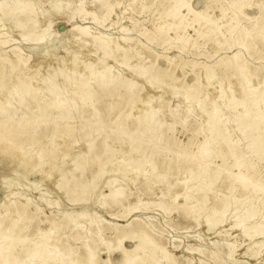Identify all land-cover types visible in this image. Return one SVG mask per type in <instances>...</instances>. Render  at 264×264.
I'll return each instance as SVG.
<instances>
[{
  "label": "rangeland",
  "instance_id": "obj_1",
  "mask_svg": "<svg viewBox=\"0 0 264 264\" xmlns=\"http://www.w3.org/2000/svg\"><path fill=\"white\" fill-rule=\"evenodd\" d=\"M5 2L0 0V32L7 38L0 45L1 96L8 94L2 85L10 72L17 77L27 70L26 85L54 69L69 76L67 52L77 56V77L86 81L95 71L93 95L100 94V79L124 85L115 89L118 95L102 92L88 102L73 94L82 90L79 84L70 92L60 87L64 105L74 101L78 108L57 120L55 138L39 136L60 150L27 176L19 164L29 147L21 136L28 124L22 98L0 102V203L8 196L12 206L24 200L38 211L27 224L28 244L52 229V242L59 239L80 255L91 251L87 257L100 264H134L137 255L123 251L132 249L135 235L146 234L158 249L143 264H264V129L257 131L261 108L251 95L264 91V0H81L77 6L85 11L68 21L54 18L43 41L22 39L16 12ZM255 130L257 154L251 155L244 136ZM148 141L129 154L135 143ZM106 146L113 155L101 169L97 156ZM63 153L50 171L51 159ZM79 155L83 161L94 157L87 169L75 167ZM116 167L123 172L114 174ZM217 172L214 184L202 177ZM62 182L69 191L59 187ZM83 188L85 200L78 201ZM111 190L119 196L111 198ZM174 190L176 201L168 196ZM9 215L18 220L13 211Z\"/></svg>",
  "mask_w": 264,
  "mask_h": 264
},
{
  "label": "bare ground",
  "instance_id": "obj_2",
  "mask_svg": "<svg viewBox=\"0 0 264 264\" xmlns=\"http://www.w3.org/2000/svg\"><path fill=\"white\" fill-rule=\"evenodd\" d=\"M80 2H81V0H6L3 7L5 9L11 7L16 12L15 17L19 19L18 25H20V27L22 28V31H23L22 39L24 41H28L30 39L43 41V40H45V37H46V31L49 29V25L54 18L55 19L66 18L68 21L72 17H74L76 14L81 15L85 11L82 7L77 6ZM6 17H10V12H7ZM1 21H3V20L0 19V22ZM41 23H44V25H46V27L42 28L40 26ZM31 35H33V36L30 37ZM101 37L103 38L104 35H101ZM5 44H7V38L3 35V33L0 32V45L2 46ZM125 52L128 55L131 54L130 49L125 50ZM67 54H69V55H67V57H69V58L64 59L65 60L64 66H65V68H67L68 72H70L69 76L61 78L62 73H64L63 70L62 69H54V71L51 72L50 76L42 78V77H40V75H38V76H36L35 79L32 80V82H30L31 84L26 85L27 80L25 77L27 76V72H25V71H27V70H25L23 74H21L20 76H17V77H11V72H10L8 75L9 79H8L7 83L5 85H2V86H4L3 90H6L8 92V94L3 95V96L0 95V102L10 104V103H12L11 98H13V100H17V101H18V99L22 98L21 100H19V103L24 105V111H25L26 117L28 119L27 120L28 124L25 126V128L23 129V132L21 133V136L25 138L24 141H26V143L29 146L28 149L23 154H21V157L19 159V164L22 166V171H21L22 176H27L31 171L33 172L37 167H39L41 164H43L46 157H49L51 154H55V152H58L60 150L57 148H52L48 144L44 145V143H42V141H40V139H38V138L40 135L47 137L49 141L51 139L55 138L58 135L57 131L59 128V126L57 124V120L65 119L67 117V115L70 114L71 111L77 110V108H78V106L76 105V102H74V101H68V102H70V104L73 103L71 106L64 105V102L67 101V99L63 98L64 96L62 95V93H60V87H62L64 89L66 88L68 90V92H70L72 87L75 88L76 83L79 84V87L82 88V90L80 92L76 91V93L73 92V94L75 96H77L78 100L81 101L83 99H86L88 102L91 98H94V100L98 101L99 98L102 97V94H101L102 92H104V93L106 92L111 96L118 95L119 93L115 89L117 88V86H119V87L124 86L123 84H118L117 86H114L113 85L114 82L109 78L108 79L107 78L100 79L97 82V84H98L97 85V89H98L97 91H99L100 94H97V95L94 94L93 95V93H95V92L92 91L93 86H91L90 83L92 82L91 79L92 78L94 79L95 71L92 70V72H93V74L91 73L92 78H90L86 81H84L82 75H80V74H79V77H77L76 76V66L78 64L77 56L75 54L71 55L69 52H67ZM139 70H140V68H139ZM83 71L84 70H82V72ZM104 72H105V70H104ZM111 72H112V69H111ZM0 73H1V63H0ZM96 73L98 75V71H96ZM100 74H102V73H100ZM115 76H116V74H115ZM59 77L62 79L60 83L58 82V81H60ZM113 77H114V74H113ZM202 77L205 81H207L210 77L209 72L207 70H204V72L202 73ZM102 78H103V76H102ZM244 80L246 82V79H244ZM251 80H253V79H251ZM148 84L151 87L153 86L152 82H150V81ZM258 85L259 84H257V86ZM154 87L155 86H153V88ZM246 87H245V89H246ZM256 89H253V92L251 95L256 96L255 99L252 101L255 103V106L260 105V108H261V109H259L260 110V113H259L260 122L256 126L257 131H259V130L264 129V91H262L260 94H258ZM0 90H2V89L0 88ZM246 91H247V89H246ZM250 92H251V87H250ZM68 95L70 97H72L71 94L68 93ZM23 96H25V97H23ZM30 96H32L31 98H33V99H30ZM221 97L222 96L219 95L218 99H220ZM250 98H251V96H250ZM150 101H151L150 99H147L146 102L143 103V105L144 106L149 105ZM185 101H187V100H185ZM249 102H251V101H249ZM214 103H215V101H214ZM236 106H237V104H236ZM255 106H254V108H255ZM239 107L243 108L242 105H240ZM177 108H179V107H177ZM229 108H231L232 111L235 110V108L232 106ZM242 108H240V109L243 111L244 108L243 109ZM82 109H83V107L79 108L78 112L79 111L83 112L84 110H82ZM235 112H236V110H235ZM54 114H57V116H53ZM237 114L238 113H236V115ZM64 116H65V118H64ZM244 118H243L244 120L239 119V120H241V122H240L241 126H240L239 130L242 133L243 132L246 133L245 132L246 129L243 128L242 125L244 124L245 121H247L249 119V117L245 116ZM254 120H255V118H254ZM235 121H237V119H235ZM226 122H227V120H226ZM161 126H162V124H161ZM246 126H248V125H246ZM236 129H237V127H236ZM149 130L151 131V135L154 134L153 136H155V134L157 133V131H156L157 128H155V127H152ZM225 130H227V129H225ZM95 131L100 133L101 129H96ZM221 131L222 130H220L219 135L224 134ZM257 131L255 130L254 132L250 133L249 135L244 134L245 135L244 138L248 141L249 151L252 153L251 155L257 154V150H256L255 146L253 147L255 141H257L259 138V133ZM1 139H2V136H0V140ZM15 139L17 140V138H15ZM149 140H151V139H149ZM139 141H141V139H139ZM94 142H95L94 140H91L89 144L94 143ZM148 143H150V141H148L147 143L146 142H140L139 144L135 143L137 145H135V144L133 145V148L130 150L129 154L130 155L137 154L139 151L145 149L147 147ZM237 143H239V142H237ZM262 144H263V142H262ZM63 146H65V147H63L65 149L68 148V145L63 144ZM111 155H113V154L108 149L107 146L104 147L102 152H100L98 154L97 158H98L99 165H100L101 169H103L104 166L109 163ZM65 157H66V154L63 153L59 158H56V157L52 158L50 161V171H54L52 169L55 167L56 163L58 161H60L61 159H64ZM93 158L94 157H92V159L90 158L89 160L86 159L85 161H83V157L81 155H79V156L75 157V159L73 160V163L75 162L76 168H78V166L80 168L86 167V165H88L93 160ZM111 163H113V162H111ZM47 164L48 163H46V166H47ZM86 169H87V167H86ZM123 170H124L123 167H116L114 174H115V172H121L122 173ZM107 172H109V171H107ZM51 173H53V172H51ZM125 173H127V172H125ZM48 174H50V173H48ZM123 175L124 174H122V176ZM132 175H133V173H132ZM220 176H221V174L217 172L215 174L205 173V174H203L202 177L204 179H207L209 181V183L211 182L212 184H214L216 181H218V178ZM132 179H134V178H132ZM158 181L159 180H157V183H158ZM94 184H93V187H94ZM179 186H180V184L177 183L175 185V188H178ZM59 187L65 188L67 191H69V187L67 185V182L64 185L62 182V186H59ZM4 189L10 190V185L7 184ZM118 192L119 191H116V190L112 191L111 190L109 196L111 198H114L118 195ZM178 195L179 194H178L177 190L170 191V193L168 194L169 198L171 200L175 199V201H176V198L178 197ZM84 200H85V193H84V188H83L82 195L78 199V201H84ZM185 200L187 201L188 199L185 198ZM106 202H107V200H106ZM204 204H205V201H204ZM10 210L18 215V220H16V219L13 220L10 217V215H9ZM199 210H201V209H199ZM38 214H39L38 211L36 209H34L33 207L30 208L29 205L24 200L19 201L12 206L11 204H9L8 196H6L3 199V201L0 203V264H100L99 260H94L93 258H89V256L92 254L91 251L87 252V254H89V256L87 257L86 253L84 255H80L77 253V250L65 248L64 244L59 239H58V241L56 240V241L52 242L51 241L52 237H53V232H52L53 230L52 229L49 232L42 234L40 237H37L35 240L33 239L34 241L32 244H28V241L25 238V233L27 231V224L29 221H34L38 217ZM211 214H213V213H211ZM255 217L257 218V216H255ZM233 221H235V220H233ZM47 222L53 223V219L48 218ZM209 225H210V223H209ZM236 225H237V223H236ZM239 225H241V223H239ZM259 230H260V228H259ZM243 232H245V231H243ZM257 234H259L258 230L255 231L252 235L255 237V235H257ZM135 237L138 239L137 242L132 246V249L130 251H123V254L125 257H127V256L130 257L131 255L136 254L137 256L135 259L137 262L135 261L136 263H134V264H143L142 262L147 259V256H149L151 254L153 255L157 252L158 246L156 245V241L154 240V238L152 236H149L146 234H139V235H135ZM76 241L80 242L81 237H77ZM120 243H121V240L119 241V244ZM231 245L232 244H230V248H231ZM263 246H264V244H263ZM170 248H172V247H170ZM234 248H235V246H234ZM160 250H162V249H160ZM146 252H149L148 255L145 254ZM226 254L228 256H231L230 251ZM165 257H166L167 261L170 258L168 256H165ZM187 261H189V259ZM123 264H126L125 260H123ZM148 264H149V262H148ZM187 264H188V262H187Z\"/></svg>",
  "mask_w": 264,
  "mask_h": 264
},
{
  "label": "water",
  "instance_id": "obj_3",
  "mask_svg": "<svg viewBox=\"0 0 264 264\" xmlns=\"http://www.w3.org/2000/svg\"><path fill=\"white\" fill-rule=\"evenodd\" d=\"M64 26L62 24L58 25V29L63 30Z\"/></svg>",
  "mask_w": 264,
  "mask_h": 264
}]
</instances>
